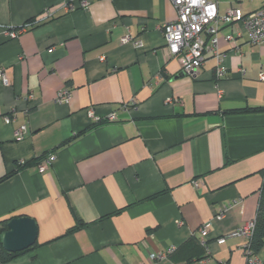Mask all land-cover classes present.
I'll list each match as a JSON object with an SVG mask.
<instances>
[{
    "label": "crops",
    "instance_id": "0c3cea01",
    "mask_svg": "<svg viewBox=\"0 0 264 264\" xmlns=\"http://www.w3.org/2000/svg\"><path fill=\"white\" fill-rule=\"evenodd\" d=\"M67 1L0 0V25H28L0 33V220L38 226L34 246L0 264H247L244 238L217 239L254 219L261 200L264 42L224 26L225 77L211 55L197 75H180L160 28L177 17L171 0H91L72 11ZM63 88L68 102L56 101ZM245 107L263 109L235 111ZM205 224L208 250L198 241Z\"/></svg>",
    "mask_w": 264,
    "mask_h": 264
},
{
    "label": "built area",
    "instance_id": "2783aa9c",
    "mask_svg": "<svg viewBox=\"0 0 264 264\" xmlns=\"http://www.w3.org/2000/svg\"><path fill=\"white\" fill-rule=\"evenodd\" d=\"M91 0H70L65 3V9L72 11L77 8H87ZM177 10V17L172 21H168L160 26L164 35L169 53L172 56L179 57L181 61L182 71L186 74L197 75L206 55H211L216 59L214 75L216 79H222L226 75L227 67L224 63L225 55L219 50L218 34L224 26H230L234 23H239L249 33L250 43L260 44L264 42V2L263 4L250 11H244L242 4H230L223 13L219 12L220 0H171ZM45 15L49 16L48 10ZM28 28V25H23L19 28H11L0 25V33L6 34L10 38L16 37L19 33ZM228 41L235 42V36L230 33L226 35ZM123 43L133 42L137 47H141V41L134 40L131 35L122 37ZM237 48V47H236ZM240 50V49H239ZM242 73L246 72L244 67L240 68ZM259 78L264 79V73H259ZM8 79L6 76L5 65H0V85H7ZM71 90L63 88L57 92L56 101L68 102L71 98ZM30 94L25 99H32ZM135 102L132 99L128 104ZM127 104V105H128ZM89 117L94 121H100L101 117L95 114L92 108L87 109ZM109 120H115V113H111ZM6 123L12 121L9 115L4 117ZM26 126L22 125L15 130L16 139H22ZM55 158L54 153H46L40 159L38 168L44 171L52 164ZM197 185V183H196ZM263 188H264V171H263ZM239 200L224 207V211L233 207ZM223 215V211L218 214V217ZM256 219H252L247 223L239 226L231 233L217 239L218 243H224L227 237H241L245 239V244L242 245L244 255L246 256L247 264H264V259L253 252L251 248V239L253 236ZM199 243L208 250V233L209 224L199 227ZM176 250L175 246L167 247L164 251L151 252L150 258L152 261H159L168 257Z\"/></svg>",
    "mask_w": 264,
    "mask_h": 264
},
{
    "label": "water",
    "instance_id": "95a60500",
    "mask_svg": "<svg viewBox=\"0 0 264 264\" xmlns=\"http://www.w3.org/2000/svg\"><path fill=\"white\" fill-rule=\"evenodd\" d=\"M186 73L181 72L180 75ZM8 229L2 234L3 247L11 252H19L33 246L37 241L38 226L29 216L13 217Z\"/></svg>",
    "mask_w": 264,
    "mask_h": 264
},
{
    "label": "trees",
    "instance_id": "16d2710c",
    "mask_svg": "<svg viewBox=\"0 0 264 264\" xmlns=\"http://www.w3.org/2000/svg\"><path fill=\"white\" fill-rule=\"evenodd\" d=\"M262 109H263L262 107H245V108L237 109L235 111H253V110H262ZM261 194L262 195H261L259 208H258L256 217H255L256 224H255L253 236L251 239V248H252L253 252H255V253H258L264 245V188L262 189ZM12 218L13 217H7V218L0 220V263H5L9 260L16 258L20 254L30 250L34 246L33 245V246H31L25 250L19 251V252H11V251L6 250L3 247L2 234L8 229L7 224L9 222V220ZM78 227H79V225H74V226L70 227L67 230V233L72 232L73 230L77 229Z\"/></svg>",
    "mask_w": 264,
    "mask_h": 264
},
{
    "label": "rangeland",
    "instance_id": "374dc122",
    "mask_svg": "<svg viewBox=\"0 0 264 264\" xmlns=\"http://www.w3.org/2000/svg\"><path fill=\"white\" fill-rule=\"evenodd\" d=\"M221 7H225L230 4H238L241 3L244 11H250L252 9H256L263 4V0H220Z\"/></svg>",
    "mask_w": 264,
    "mask_h": 264
}]
</instances>
